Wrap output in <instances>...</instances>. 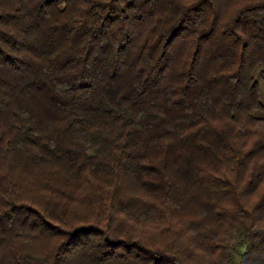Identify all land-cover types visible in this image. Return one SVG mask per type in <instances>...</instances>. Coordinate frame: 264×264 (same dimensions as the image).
Wrapping results in <instances>:
<instances>
[{
  "label": "trees",
  "instance_id": "1",
  "mask_svg": "<svg viewBox=\"0 0 264 264\" xmlns=\"http://www.w3.org/2000/svg\"><path fill=\"white\" fill-rule=\"evenodd\" d=\"M264 0H0V264H264Z\"/></svg>",
  "mask_w": 264,
  "mask_h": 264
},
{
  "label": "rangeland",
  "instance_id": "2",
  "mask_svg": "<svg viewBox=\"0 0 264 264\" xmlns=\"http://www.w3.org/2000/svg\"><path fill=\"white\" fill-rule=\"evenodd\" d=\"M259 83V87H260V100L261 102L264 104V81L262 80H259L258 81Z\"/></svg>",
  "mask_w": 264,
  "mask_h": 264
}]
</instances>
